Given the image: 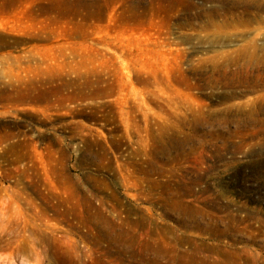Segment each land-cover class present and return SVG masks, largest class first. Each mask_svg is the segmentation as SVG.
<instances>
[{
  "label": "rangeland",
  "instance_id": "374dc122",
  "mask_svg": "<svg viewBox=\"0 0 264 264\" xmlns=\"http://www.w3.org/2000/svg\"><path fill=\"white\" fill-rule=\"evenodd\" d=\"M234 1L0 0V264H264V23L206 26Z\"/></svg>",
  "mask_w": 264,
  "mask_h": 264
},
{
  "label": "bare ground",
  "instance_id": "6f19581e",
  "mask_svg": "<svg viewBox=\"0 0 264 264\" xmlns=\"http://www.w3.org/2000/svg\"><path fill=\"white\" fill-rule=\"evenodd\" d=\"M233 3V2H232ZM238 3L241 4L242 6H244L247 10H253L255 13L254 19H248L246 18V14L243 15L242 13H235L233 15H230L232 11H229V14L223 13L224 15V19L221 21H210L208 24H206V26L208 27H212L215 28L217 30L223 31L226 30V27L228 26H233V27H247L250 25V23L252 24L253 22L256 23H260L263 22L264 23V0H237L234 1V5L238 6ZM83 8V7H82ZM216 10L218 9H210L208 10L210 15H214V13L216 12ZM234 10V9H233ZM233 13V12H232ZM228 15H230V18H234L235 20H233L235 22L234 25H230L231 21L229 20V18L227 17ZM249 15H252V13H249ZM249 23V24H248ZM247 24V25H246ZM82 25V24H81ZM241 53H243L245 56L244 58H247L249 60L254 59L256 55L254 54H248L246 53L244 50L240 51ZM48 69H38V73H40L42 76L47 75V71ZM78 71V70H77ZM19 80V79H16ZM35 97H32V91H29L28 88H22V89H14L13 91H8L7 93L5 92L3 94V100L6 103H10L11 106H17L18 104H22V103H32V99L33 101L36 103L34 105V108H38L39 105H37V103H39V100L37 98H39L40 96L35 95ZM10 105H6L5 108H8ZM10 106V107H11Z\"/></svg>",
  "mask_w": 264,
  "mask_h": 264
}]
</instances>
